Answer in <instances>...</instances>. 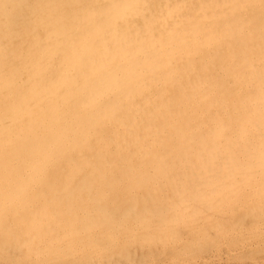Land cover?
<instances>
[{
	"label": "bare ground",
	"instance_id": "obj_1",
	"mask_svg": "<svg viewBox=\"0 0 264 264\" xmlns=\"http://www.w3.org/2000/svg\"><path fill=\"white\" fill-rule=\"evenodd\" d=\"M0 264H264V0H0Z\"/></svg>",
	"mask_w": 264,
	"mask_h": 264
}]
</instances>
